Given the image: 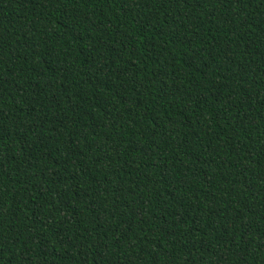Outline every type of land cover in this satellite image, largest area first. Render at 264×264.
<instances>
[{"label":"trees","instance_id":"1","mask_svg":"<svg viewBox=\"0 0 264 264\" xmlns=\"http://www.w3.org/2000/svg\"><path fill=\"white\" fill-rule=\"evenodd\" d=\"M0 264H264V0H0Z\"/></svg>","mask_w":264,"mask_h":264}]
</instances>
